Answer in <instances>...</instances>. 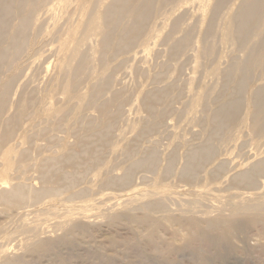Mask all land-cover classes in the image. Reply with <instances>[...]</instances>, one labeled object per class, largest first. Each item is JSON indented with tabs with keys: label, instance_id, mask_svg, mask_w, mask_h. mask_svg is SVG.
Instances as JSON below:
<instances>
[{
	"label": "rangeland",
	"instance_id": "rangeland-1",
	"mask_svg": "<svg viewBox=\"0 0 264 264\" xmlns=\"http://www.w3.org/2000/svg\"><path fill=\"white\" fill-rule=\"evenodd\" d=\"M112 1L6 18L0 264H264V11Z\"/></svg>",
	"mask_w": 264,
	"mask_h": 264
},
{
	"label": "bare ground",
	"instance_id": "bare-ground-1",
	"mask_svg": "<svg viewBox=\"0 0 264 264\" xmlns=\"http://www.w3.org/2000/svg\"><path fill=\"white\" fill-rule=\"evenodd\" d=\"M68 1L69 3L67 4V6L69 7L68 10L66 9L67 10L66 18H71L76 13V9L78 8L77 7L78 3L76 2H78L79 0H8V1L0 0V36H2L3 34V29H4L3 27L6 25L7 16L10 14L13 15L14 8H16L14 6L16 5L20 6L19 8L21 9V12L24 13L23 17L25 18L26 21H29V19L38 21L40 18L43 19L47 17L49 14L50 17H52L53 14L55 13V10H57L58 7H61L62 3ZM87 1L88 0H83L81 5L82 11H84L85 8H87L88 5H85ZM237 1H238V5L236 8V12L231 17V23L234 28V30L232 31V36H235L239 40H244L247 38V36L250 35L251 29L252 28L256 29L257 26L261 23L260 18L262 11H264V0H215L212 10L214 13H217L218 11L224 8L232 9L233 6L237 3ZM72 3H74L76 6H74V4ZM178 3L180 4V6L186 7L188 11L195 14L197 13V11H202L209 4V0H180L178 1ZM131 8H132V0H113L108 6L105 7L104 11L101 13V19L103 20L104 24L106 25L108 24L109 28H111L112 30L116 29L118 28L120 22L125 18L126 14L130 12ZM94 19L96 20L97 18ZM178 47H179L178 43L174 45L175 49H177ZM70 48H71L70 45L69 47L67 46V51L68 50L69 51L68 52L65 51V52L70 53ZM71 51H73V49H71ZM253 64H254V58H250L248 62L243 65L242 67L243 71L247 72V69H249ZM242 84H243V80L240 81L239 85ZM263 95H264L263 86L258 88L257 91L253 94L255 102L257 103L258 106L261 105V100ZM238 102L235 99H230L220 108L219 110L220 112H218L216 115L219 117L222 116L221 114H223L228 110L235 111L238 108ZM225 108L227 109L224 110ZM191 159L193 160V157ZM195 163L196 161L195 162L193 161V164Z\"/></svg>",
	"mask_w": 264,
	"mask_h": 264
}]
</instances>
